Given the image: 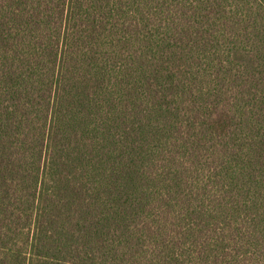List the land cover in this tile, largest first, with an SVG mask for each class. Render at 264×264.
Here are the masks:
<instances>
[{
	"label": "trees",
	"instance_id": "16d2710c",
	"mask_svg": "<svg viewBox=\"0 0 264 264\" xmlns=\"http://www.w3.org/2000/svg\"><path fill=\"white\" fill-rule=\"evenodd\" d=\"M0 264H264V0H0Z\"/></svg>",
	"mask_w": 264,
	"mask_h": 264
}]
</instances>
